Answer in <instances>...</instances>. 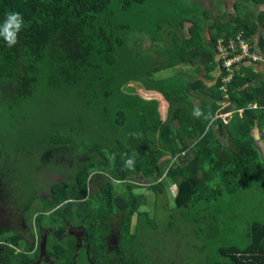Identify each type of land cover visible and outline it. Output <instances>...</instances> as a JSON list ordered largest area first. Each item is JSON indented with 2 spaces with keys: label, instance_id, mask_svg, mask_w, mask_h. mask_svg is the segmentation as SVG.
<instances>
[{
  "label": "trees",
  "instance_id": "16d2710c",
  "mask_svg": "<svg viewBox=\"0 0 264 264\" xmlns=\"http://www.w3.org/2000/svg\"><path fill=\"white\" fill-rule=\"evenodd\" d=\"M146 1L0 0V22L11 11L20 12L25 20L16 46L10 48L0 38V164L5 156H14L17 170L27 166L39 178L45 170L60 175L59 180L41 183L49 192L27 207L31 216L22 213L25 223L32 219L29 235L0 228V264H32L43 255L49 264H122L123 260L136 264L132 241L141 232L144 215L156 219L159 208L165 207L156 199L148 203L140 189L165 196L164 189L173 185L179 214L164 213L163 218H182L181 208L216 199L223 189L232 192L240 181L262 170L254 166L258 150L252 135L254 126L260 128L264 122L261 72L244 62L224 82L222 53L207 48L199 21L188 35H181L178 27L170 30L171 40L158 51L161 59H148L143 69L137 56H123L129 51L123 32L130 26L131 11ZM233 18L236 22H212L213 45L220 40L225 47L241 33L253 51L264 54V12L249 10ZM184 20L178 21L180 25ZM148 32L155 35L153 28ZM187 64H194L191 75L182 71ZM175 67L180 69L178 75H166L167 68ZM135 82L161 95L164 117L157 98L125 89ZM41 98L54 110L28 126L27 114ZM252 102L258 107L235 112L226 121L217 116ZM196 108L202 110L200 117L194 115ZM221 128L229 135V145L217 136ZM129 156L136 161L131 170L123 167ZM23 157L26 165L21 166L18 160ZM116 183L123 189L119 191ZM25 201L30 204L22 198L15 206ZM216 215L211 226L197 224L192 234L205 228L204 234L195 236L214 245L222 232V219ZM116 216L118 236L115 247H110V221ZM134 216L138 221L132 230ZM33 226L39 233L48 228L43 255ZM70 226L84 231L82 245L73 234H66ZM248 238L244 246L224 245L222 239L208 264H264V223L252 221ZM122 245L131 255L125 259ZM193 247L205 251L199 242Z\"/></svg>",
  "mask_w": 264,
  "mask_h": 264
},
{
  "label": "rangeland",
  "instance_id": "374dc122",
  "mask_svg": "<svg viewBox=\"0 0 264 264\" xmlns=\"http://www.w3.org/2000/svg\"><path fill=\"white\" fill-rule=\"evenodd\" d=\"M254 4L257 5V3H254L252 0L249 2H245V0H236L235 9L237 14L235 16H241L249 10L254 13L255 9H251V6ZM195 7L196 4L193 0H147L145 3L135 6L131 11V14H129L130 19L127 21L128 17L126 18V21L130 26L125 28L123 34L127 35L125 45H127L129 51L128 53H124L123 56L126 54H128L130 58L137 56L143 69L146 64L150 63V61L147 62L148 59H151V62L153 60H160L161 58L159 57L160 55L158 56V51H161L160 48H164L171 40L169 35L172 33H170V30H174L178 27V29H181L183 33L187 34L191 29L198 28L197 21H199L203 26L207 25L208 21L206 20L201 21V19L198 18L195 21L197 17L194 13ZM181 18H185L183 26L178 22ZM227 19L231 22H236V20L233 17H230V15ZM121 21L124 22L125 19H122ZM193 21L194 23L190 24V22ZM152 28L155 32V35L153 36L148 32V30ZM156 57H158V59H156ZM186 69L191 73L195 72L194 64H187L184 66L182 71ZM165 71L167 73L166 75L172 77V75H178L180 69L179 67H175L174 70L167 68ZM161 72L162 71H160V73ZM125 89L134 93L137 92L145 98L155 97L158 100H162V102H159V107H161L160 110L162 111V116L164 117L166 103H164L160 94L144 90L136 82L131 83L125 87ZM44 101L45 100L41 98V101H38L33 108L29 110L31 114H27L28 126L30 125V121L32 119H40V114H52L54 108L48 107ZM0 111L3 112L1 108ZM20 113H18L17 116ZM41 120H46V118ZM259 127V135L261 140L264 142V122H261ZM8 133L10 136L14 135L15 137L14 133ZM227 141V139H223L224 143ZM257 150L258 162L256 161L254 166L260 165L262 167V170L259 173L257 172L260 169H257L256 172L253 171L255 173L248 176L246 180L244 179L243 181H240L236 189L232 192H228L226 189H223L217 192L216 199H211L209 201L204 200L191 206L190 208H181L180 210L183 215L182 218L181 216L173 218L170 217V215H168L166 219L163 218L164 213L172 215L179 214L178 211L175 212L177 208L172 198L176 192L173 185H170L168 189H164V192L166 193L165 196L163 193L156 196L151 190L145 188L140 189L146 194L148 203L149 201L151 203L154 199H156L159 205L162 206L164 204L165 207L160 206L161 208H159L158 217H156V219L154 217L151 218L148 213L144 215L145 222L140 225L141 232L132 241V244L135 246L131 252H135L136 257H138L136 264H181L182 262H186V264H188L187 261L191 258L194 259V263L192 264H197V262H199L198 259L200 261L202 260V262L198 264H208L210 259L216 257L214 246H217V244L220 245V243H222V239L224 245L229 242V244L233 243L239 246H244L249 240V224L256 220L264 223V154H262L260 149ZM190 155L191 154L189 153L188 156ZM2 161H4V164H0V227H2V224L13 230L22 232V236H27L29 235L27 230H32V219L29 223H25L21 208L24 214H26L27 207L35 206V203L38 201V197H46L49 189L47 191V189H43L41 187V183H45V181L42 180V178H39L38 175L36 177L31 175L27 166L21 170H17L18 164L16 157L5 156ZM18 161L21 163V166L22 164L26 165L24 157ZM42 176H45V174ZM59 177L60 175L53 176L51 179L54 181ZM20 181H23V183L19 184ZM34 184L37 187H34ZM29 185L31 186V190L30 188H26ZM115 187L119 191L123 189V185L121 183H116ZM22 193L24 195H22ZM33 193H37L38 196L33 197ZM29 194H32V196L29 197ZM22 198L29 201L30 204L25 201L24 204L19 205L21 206L20 208L16 206L18 210H16L13 214H10L9 206H14L16 201L18 204L22 201ZM8 200H10V202ZM144 208L142 207V209ZM164 209H166L165 212H163ZM29 214L30 215L26 214L27 218L31 216L32 213ZM213 214H217L216 216L219 220L222 219V232L216 236L215 240H213L216 241L214 245L209 243L207 239L195 236L204 234L205 228L199 230L198 234H192V230L197 226V224H199V226H211L210 222ZM171 218L173 219L172 221ZM137 221V217L134 216L131 223L132 230L134 229L133 226H135ZM110 222L112 228L108 238L110 239V244H114L113 247H115L118 236L117 229L119 217H114V219ZM35 232L39 234L38 230ZM82 232L83 230L80 227H69L66 234H75V237L78 239L79 236L83 235ZM42 234L41 236L43 237L37 244L40 247L42 246V243L45 245L44 242L48 234V228L43 230ZM197 242L204 246L205 251H200L198 248L193 247ZM78 243L80 245V242ZM121 248L123 254L125 255L124 259L125 257L131 256L130 254H125L123 245ZM45 262L51 263V260L46 257ZM79 264H81L80 261ZM122 264H126L125 260H123Z\"/></svg>",
  "mask_w": 264,
  "mask_h": 264
},
{
  "label": "crops",
  "instance_id": "0c3cea01",
  "mask_svg": "<svg viewBox=\"0 0 264 264\" xmlns=\"http://www.w3.org/2000/svg\"><path fill=\"white\" fill-rule=\"evenodd\" d=\"M193 1H195V4H196L194 13L197 15V17H196L195 21L198 18L201 19V21H203V20L208 21L207 25L204 26V29L202 28V34L204 35L203 42L205 43L207 48H209L213 51L219 50L220 40L214 46L213 41L210 38L211 33L215 32V27L211 28V26L214 25V23H212V22L217 21V20H221V23H222V21L227 19L229 15L231 17H234L237 14L236 13L237 11L235 9L236 0H193ZM249 1L250 0H245V2H249ZM252 8H254L255 11L264 12V3H260V4L257 3V5L254 4L251 6V9ZM224 12H226V13H224ZM190 23H192V22H190ZM209 27H210V32H209ZM181 32H182L181 35H188V33H189L188 32L187 34H185V33H183L182 30H181ZM215 58H216V60H218V56H216ZM253 64H254L253 66H255V68H257V70L259 72H261V77L264 78V64L263 63H257V64L253 63ZM217 72H218L217 69L213 70L212 75L215 76L217 74ZM189 73L191 75L190 71H189ZM261 77H259V80ZM153 98H155V97H153ZM160 101L162 102V100H159V102ZM162 106H163V104H162ZM160 109H161V107H160ZM222 130H221V133L219 131L220 134L218 133L217 136L220 138L221 142L224 145H226V144L228 145L230 142L229 135L225 129H222ZM252 135L254 137V144L256 145L257 149H260L262 154H264V142L261 140L260 135H259V131L256 128V126L252 130ZM223 139H227L228 141L226 143H224ZM14 248L17 252L18 251L21 252L20 251L21 249L19 247H14ZM200 262H202V260L197 262V264ZM174 263H176V262H174ZM187 263L188 264L194 263V259L193 258L189 259L187 261ZM178 264H180V263H178ZM181 264H186V262H182Z\"/></svg>",
  "mask_w": 264,
  "mask_h": 264
},
{
  "label": "built area",
  "instance_id": "2783aa9c",
  "mask_svg": "<svg viewBox=\"0 0 264 264\" xmlns=\"http://www.w3.org/2000/svg\"><path fill=\"white\" fill-rule=\"evenodd\" d=\"M219 51L222 67L224 68L225 74L222 77L224 82H229L235 73V67H238L241 63H263L264 64V54L255 52L251 49L249 45V40L238 33L234 39H231L227 46H220ZM221 89L226 91L224 85H221ZM256 102L247 104L245 107H239L236 109L229 110L227 112L219 113L217 116L221 117L223 121H226L228 116H232L233 113L242 114L245 109L257 108Z\"/></svg>",
  "mask_w": 264,
  "mask_h": 264
},
{
  "label": "clouds",
  "instance_id": "9594fccd",
  "mask_svg": "<svg viewBox=\"0 0 264 264\" xmlns=\"http://www.w3.org/2000/svg\"><path fill=\"white\" fill-rule=\"evenodd\" d=\"M24 26H25V20L20 12L18 11L8 12L5 15L4 20L0 22V38L3 39V41L6 43L8 47L10 48L14 47L19 43V35L24 29ZM201 112H202L201 109L196 108L194 110V115L200 117ZM256 128L259 131V128L257 126ZM135 163H136L135 158L129 156L127 159L124 160L123 167L125 169L131 170L135 167Z\"/></svg>",
  "mask_w": 264,
  "mask_h": 264
},
{
  "label": "flooded vegetation",
  "instance_id": "af4514ba",
  "mask_svg": "<svg viewBox=\"0 0 264 264\" xmlns=\"http://www.w3.org/2000/svg\"><path fill=\"white\" fill-rule=\"evenodd\" d=\"M45 172L46 173H44L45 174V176H41V178H42V180H44L45 182H46V180L47 179H49L50 181H53L52 179H51V177L53 178V176H59V174H57V173H55L54 171H51V170H45ZM50 172V173H49ZM47 174V175H46ZM56 180H59V178H56ZM9 202H10V200H8ZM18 208H20V206H17ZM15 205L14 206H12V207H10L9 206V208H10V214H13L16 210H18V208H17ZM2 211H4V210H2ZM21 211H22V213H23V210H22V208H21ZM1 226L2 227H0V228H7V229H9V230H12V231H14L13 229H11V228H9L8 226H5V225H2L1 224ZM71 227V226H70ZM77 227H79V226H76V227H73V228H77ZM69 228V227H68ZM34 232L37 230L36 228H35V226H34ZM68 230V229H67ZM28 232H29V229L27 230ZM20 232V231H19ZM20 233H22V232H20ZM83 233V235L82 236H79V238L77 239L76 237H75V234H73L74 235V237L78 240V242H80V245H82L83 243H82V238H83V236H84V231L82 232ZM41 234H42V232L41 233H39V236L37 235V233L35 232V235L38 237V240L37 241H39V240H41L42 239V237L43 236H41ZM43 235V234H42ZM45 236V235H44ZM108 238V237H107ZM27 239V238H26ZM29 242V241H28ZM77 242V244L79 245V243ZM37 244H38V242H37ZM108 244H109V246L110 247H112L114 244H110V239L108 238ZM38 246V245H37ZM36 247V246H35ZM20 251H23V250H20ZM32 251V250H31ZM31 251H24V252H31ZM45 260H46V257L43 255V256H39V258L35 261V262H33L32 264H49L48 262H45Z\"/></svg>",
  "mask_w": 264,
  "mask_h": 264
},
{
  "label": "water",
  "instance_id": "95a60500",
  "mask_svg": "<svg viewBox=\"0 0 264 264\" xmlns=\"http://www.w3.org/2000/svg\"><path fill=\"white\" fill-rule=\"evenodd\" d=\"M259 80V78H257L255 81H258ZM45 243V242H44ZM40 249H41V255H43V254H45V252H44V250H45V245H43V243H42V246L40 247ZM46 257H48L47 255H45Z\"/></svg>",
  "mask_w": 264,
  "mask_h": 264
}]
</instances>
